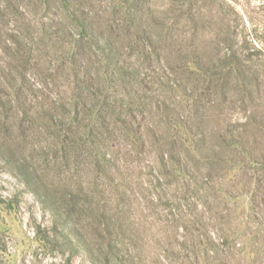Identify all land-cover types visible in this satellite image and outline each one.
Returning <instances> with one entry per match:
<instances>
[{"label":"rangeland","instance_id":"rangeland-1","mask_svg":"<svg viewBox=\"0 0 264 264\" xmlns=\"http://www.w3.org/2000/svg\"><path fill=\"white\" fill-rule=\"evenodd\" d=\"M74 15L94 27L99 47L80 40ZM18 48L29 59V81L18 82L33 111L22 121L11 90L0 91V135L17 151L12 163L0 158V264H93L73 234L83 223L55 216L26 180L41 178L55 188L102 189L101 205L135 223L146 264H187L164 261L163 251L192 249V226L201 223L211 236L204 251L223 263L247 264L252 249L264 248V234L253 237L264 216L252 210V197H264V173L236 143L264 149V0H0V73H10ZM80 50L86 71L72 61ZM131 67L144 81L132 79ZM139 83L151 104L132 112L127 91ZM74 100L94 109L93 120L70 113ZM50 109L64 140L43 126L39 116ZM124 118L142 123L145 146L122 129ZM62 121L71 122L72 139ZM98 141L116 161L99 172Z\"/></svg>","mask_w":264,"mask_h":264},{"label":"trees","instance_id":"trees-1","mask_svg":"<svg viewBox=\"0 0 264 264\" xmlns=\"http://www.w3.org/2000/svg\"><path fill=\"white\" fill-rule=\"evenodd\" d=\"M78 10L80 11V9H76V11ZM75 17L77 23L79 24V26H81L80 40H86L87 42L89 41L88 43L91 46L95 44L99 47L100 37L96 34L94 27L91 26V24L85 17L82 18L78 15ZM15 42H17L18 45H22L23 42L26 44V41H20L19 39H17V37H15ZM105 43L107 45L109 44L106 40ZM27 45H30V43H28ZM80 47L81 44L77 48L79 49ZM19 48L14 49V59L13 61L11 60L9 62L10 66L13 68L8 69L10 73H0V91L7 89L11 90V93H13V99L15 101H11L10 104L13 103L12 105L14 106V108L19 110L20 114L22 115L21 120L27 122L26 116L33 111V105L31 101L28 100V96L25 92L26 88L21 85V81H29L28 75L26 73L28 65L27 62L29 61V59L21 57ZM4 50L7 52L11 50V48L10 46H6ZM109 50L112 49L108 48V51ZM81 54V50L79 55L73 54L72 61L76 65L78 63V68L82 67L83 70L86 71L88 70V67H85L83 65L79 57ZM114 60L111 59L110 62L111 64L116 65L117 63ZM122 68L125 69L124 67ZM129 74L132 76V79L137 82L144 81L140 75L139 70L136 68L131 67ZM73 75L75 78V82L79 84L80 80L78 79L79 76H77L76 70L73 72ZM19 80H21L20 83L18 82ZM139 85L140 89L131 85L130 89L127 91V94L132 98L133 105L135 106L131 107L132 109H130V111L132 112H138V110L139 112H145L146 110H148L147 106L151 104L150 96H147L149 95V93L147 92L149 86L144 83H139ZM76 94L78 96L84 97L81 91H77ZM79 103L80 102L74 100L70 113H74L77 120L81 115L89 116V119L93 120L92 115L94 109H91L90 106H88V109L90 111H86L85 109L80 110ZM3 104L5 106V104L7 103L4 102ZM3 109L4 108H0V112H3ZM39 117H42L43 126L48 129V131L53 136L64 140L63 133H59L60 131L56 130V128L51 129L52 123L56 120V114L54 113V111H52L51 109L46 110V112H42ZM39 117L32 116L31 118H33V120L39 121ZM102 118H104L105 121L108 120L107 117L105 118V114L102 115ZM136 118V115H134V119ZM127 119L128 118L118 119L121 122L122 129L129 133V136L135 142L136 147L145 146L146 137L143 131L142 123H139V125H135L133 120H131L130 122L127 121ZM22 121L21 124H23ZM62 124H64L65 127L68 126L67 131L64 132L66 135L68 133L65 139H72L70 137V132H68L69 130H72L71 122L62 121ZM3 128L5 133L8 132V135L10 136L11 131L9 127L3 124ZM91 129L94 130V127L92 126ZM6 135H0V158L6 159L5 161H7L8 163H12V160H14L13 158L17 155V151L13 150L14 148L9 145V143L7 142L8 140L5 139ZM66 142L67 141L65 140L64 144ZM236 143L237 145H240L242 147L244 152L249 157V160L260 170H263L262 172L264 173V149L262 148V150H260L259 152H253L252 147L257 148V143L256 145H254L255 143L252 144L250 140H242L241 138L239 141H236ZM250 144L252 145V147L250 146ZM107 149V144L101 146V143L98 141V146L95 148V151L97 150V153L93 154V166L97 172H99L101 168L104 169L105 167H112L116 163L115 159L112 156L108 155ZM16 166L21 170H24L25 168L24 165L18 162L16 163ZM103 174L104 176L102 175V177L105 182H108V180L109 182L115 181V178L112 177V175L109 176L105 172ZM26 180L28 183H32L34 185L32 189L33 194L37 196L42 203L49 207V209L55 216L60 217L62 220H70L74 222L76 226L83 223L81 225L82 229L76 230L78 233L76 232L73 234L76 237V242L83 247L87 256L90 258L93 264L145 263L144 260L141 261L138 258V255H136V249L140 246L138 244L139 239L138 235L136 234L135 223L131 219H129V217L117 216L115 212L113 213L110 210V208L101 205L100 199L101 195H103L104 193L102 189L95 190L92 188V190H88L80 184L74 185L70 183L65 184L61 188H55L49 185L48 182H45V180L42 178L40 179V181H37V179H30V181L28 179ZM252 210L255 214L259 213L264 216V197L262 198V201H259L257 195L252 197ZM183 226L185 227V225H181V228H183ZM192 227L195 228L192 229L195 236L192 249L184 247L186 251H184L183 253L165 249L163 251V260L171 261L176 257H184L187 264H200V262L202 261L204 264H210V261L212 263L214 262L213 264H227V262L223 263V261H219L220 258L217 255H211L209 251H204L205 245H201V242L203 241L202 238H209L210 236L208 235L209 231L207 225L201 223L200 225H195ZM187 230L190 231L189 229ZM260 232L264 234V225L260 231L254 232L253 237L256 238V240H258V233ZM180 247L183 248L182 244ZM175 252H178V254H176L177 256L174 255ZM261 254H264V248L252 249V251L250 252L249 263L247 264H264V258L260 257Z\"/></svg>","mask_w":264,"mask_h":264}]
</instances>
